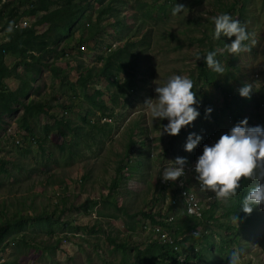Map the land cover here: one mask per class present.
I'll use <instances>...</instances> for the list:
<instances>
[{"label": "rangeland", "instance_id": "374dc122", "mask_svg": "<svg viewBox=\"0 0 264 264\" xmlns=\"http://www.w3.org/2000/svg\"><path fill=\"white\" fill-rule=\"evenodd\" d=\"M85 1L91 8L84 17L91 10L90 17L56 45L50 43L43 65H19L5 79L10 90L27 83L20 101L30 102L31 109L25 114L24 104L14 103L0 116V264H139L135 246L143 250L156 241L142 212L156 218L171 213L173 228L195 222L191 230L199 232L193 234L197 238L182 236L179 246L189 255L202 251L192 264H228L234 250L241 252L242 264H264V208L256 206L241 227L233 215L225 217L224 203H208L211 192L196 190L205 210H215V219L201 222L172 208L157 182L168 161L191 158L194 150H184L189 134L213 132L218 140L229 132L235 126L232 111L241 121L247 118L248 127L264 128V0ZM175 4L187 9L173 16ZM3 5L15 6L16 0H0L2 13ZM61 6L57 0L51 10ZM99 9L105 12L98 20ZM220 14L246 26L249 51L239 56L223 51L232 40L214 38L212 17ZM42 15L16 23L26 21L21 29H27ZM87 23L97 33L78 53V40L89 33ZM7 39L0 30V43ZM108 47L126 51L111 58L103 73ZM209 51L217 52L224 68L223 74L211 69L216 84L198 75L204 59L196 56ZM14 60L5 58L8 66ZM50 66L59 67V75ZM173 74L193 80L200 116L178 136H160L168 121H153L142 106L156 98L153 82ZM257 79L260 87L242 98L238 90ZM189 186L195 190V179ZM222 237L232 238L230 247L222 246ZM207 238L214 242L211 250L205 249Z\"/></svg>", "mask_w": 264, "mask_h": 264}, {"label": "clouds", "instance_id": "9594fccd", "mask_svg": "<svg viewBox=\"0 0 264 264\" xmlns=\"http://www.w3.org/2000/svg\"><path fill=\"white\" fill-rule=\"evenodd\" d=\"M187 8L183 4H175L172 15L183 13ZM214 22V38L227 37L232 42L225 44L223 51L233 56L249 51L245 43L250 39L246 26L228 14L212 17ZM12 30V24L9 25ZM235 38L234 40L232 38ZM217 52L209 51L205 56H196V60L204 59L208 68L218 74H223V65L216 59ZM155 99H146L142 109L146 116L155 120H167L161 126L160 136H178L182 128L191 125L200 113L195 107L198 103L196 92L193 91L194 82L188 76L173 74L165 82H153ZM259 79L252 83H245L239 90L242 98H250L254 88H259ZM212 113V108L205 109V116ZM247 118L240 121L229 132L224 133L211 146L204 145L203 153L195 164L196 180L202 192L214 193L217 201L228 204L238 195L241 181L253 182L248 188L247 195L241 201L243 213L251 215L256 206L264 208V128L260 126L248 127ZM201 136L191 133L187 138L184 150L191 153L200 143ZM187 160L177 157L175 161H168L163 168L160 178L168 182H176L185 177ZM192 210L189 209V212ZM234 219L238 222V217ZM195 235V233H194ZM228 264H242V254L234 250Z\"/></svg>", "mask_w": 264, "mask_h": 264}, {"label": "trees", "instance_id": "16d2710c", "mask_svg": "<svg viewBox=\"0 0 264 264\" xmlns=\"http://www.w3.org/2000/svg\"><path fill=\"white\" fill-rule=\"evenodd\" d=\"M56 1L57 0H16L15 6L10 7L3 5V13L2 10H0V23L3 22L0 30L5 31L6 35H8L7 41L0 43V116L3 113H10L13 110V104H19V102H21V98H25L27 95L26 82L23 83V86H20L17 90H10L5 86V79L12 76L19 65L30 66L31 64L35 65L36 63L43 65L42 60L44 59V54L50 49V43L56 45L65 38L74 24L81 22L83 23L85 19L90 17L91 10L87 12V17H84V12L91 8L90 4L86 3L85 0H61L62 6L51 10V7L56 4ZM24 6H26V8L23 11L19 13L16 11L17 8H23ZM235 6L233 5V7ZM104 12L105 9H99L96 18L99 20L100 16H102ZM38 13H43V15L37 17L27 29L12 28V32L8 34L7 31L9 29L10 23L13 26L16 24L17 20L23 17L33 19ZM87 28H89L88 35L81 36L77 42V45L80 46L83 41H88L97 33L94 25H92L90 28L89 24L87 23ZM50 34H53V39L51 42L50 39H48ZM124 49L125 48L120 47L114 50H111V48L108 50L109 53L107 54L103 63V73H108L106 68L110 67V59L120 58L121 54L126 51V49ZM81 52L82 51L78 50V53ZM7 55H12L15 57V60L11 66L6 64L5 58ZM101 58L102 57L99 56V59ZM50 69L54 75H59V67L50 66ZM39 72L40 70L37 69V73ZM198 75L200 78H202L204 83L216 84V73H213L212 70L207 67L205 62L200 64ZM21 103L24 104V102ZM38 106L39 108H42L43 105L40 104ZM24 108L25 114H27L31 109L30 102L24 104ZM232 118L235 125L241 121L239 115L234 111H232ZM25 127L29 129L27 125ZM248 182L249 181L247 180L241 181V188L238 190L237 197L228 202L224 212L225 217H229L230 215H233L234 217L237 216L241 227L246 225V223L252 217V215H246L243 213L241 207V201L247 195L248 188L251 187ZM158 187H160L161 190L165 189L159 185ZM171 207L180 208V205H178L177 201H174ZM142 215L145 218H148V220L154 224L160 223L158 220H156L155 215L152 212H142ZM191 218L201 222H204L205 220H213L215 219V210L212 206L208 210L204 211V216H202L201 219L194 217ZM161 225L165 230H171L172 235L170 232L168 233L172 238V243L170 244L167 242H161L156 239L154 243L147 244L143 250L135 246V256L139 264H158L159 261H166L169 264H192V262H195V258L198 259L199 257V259H201L202 251L201 253L196 251L192 255H189L183 253L179 247L183 239L182 236H188L190 239L194 240L197 238L193 235V230H191L194 227L195 222H193L191 225L183 224L174 228L169 224L166 225L161 223ZM225 228L232 229L231 225H227ZM238 235V233H235L234 237L238 238ZM208 240L209 238L206 239V241ZM109 241L112 242V239ZM230 241H232V238H221V243L224 247H230ZM173 246H176L177 248L174 249ZM212 246H214V242L208 241L205 249L211 250ZM119 247L126 249L127 245L120 244ZM179 255H182V260L178 259Z\"/></svg>", "mask_w": 264, "mask_h": 264}, {"label": "built area", "instance_id": "2783aa9c", "mask_svg": "<svg viewBox=\"0 0 264 264\" xmlns=\"http://www.w3.org/2000/svg\"><path fill=\"white\" fill-rule=\"evenodd\" d=\"M26 21H21L13 25L14 29H21L24 27H27ZM78 50L83 49V45L77 46ZM110 47H108V50ZM106 118H104L105 120ZM202 139L200 140V143L196 146L194 149L191 158L187 160V164L185 166V177L180 178L176 182H164L160 176L158 177V185L162 186L166 190V196L167 200L169 201L170 205L173 204L174 201L178 202V205H180V208L182 209L183 213L186 216L194 217L197 219H201L202 216H204V211L206 205L202 203L197 196L196 190H200V185L198 181L196 180V173H195V164L197 161V158L202 155L203 153V147L204 145H213L217 141L216 134L211 132L204 135H201ZM18 142V141H17ZM192 179H195L196 182V188L195 190H192L189 186V181ZM201 191V190H200ZM208 200V203L215 202V197L213 193H210L206 198ZM206 202V201H205ZM207 203V202H206ZM189 209L192 211L189 212ZM156 218V217H155ZM160 223H152L150 220L146 222V226L149 230H151L155 235L156 239L161 242H167L172 243V238L170 237L167 230L163 228L161 223L163 224H169L173 220V215L170 213L165 218H156ZM195 235H198V231L192 232ZM174 249H176V246H173ZM179 260H182V255L178 256Z\"/></svg>", "mask_w": 264, "mask_h": 264}]
</instances>
